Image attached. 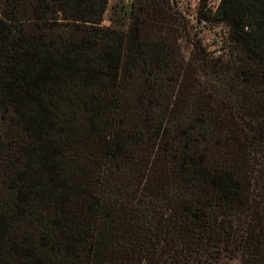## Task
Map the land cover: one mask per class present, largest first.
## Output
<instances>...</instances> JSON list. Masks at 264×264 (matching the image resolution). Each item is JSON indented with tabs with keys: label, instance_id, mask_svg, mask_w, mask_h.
I'll list each match as a JSON object with an SVG mask.
<instances>
[{
	"label": "trees",
	"instance_id": "obj_1",
	"mask_svg": "<svg viewBox=\"0 0 264 264\" xmlns=\"http://www.w3.org/2000/svg\"><path fill=\"white\" fill-rule=\"evenodd\" d=\"M108 5L0 0V264H264V0Z\"/></svg>",
	"mask_w": 264,
	"mask_h": 264
},
{
	"label": "rangeland",
	"instance_id": "obj_2",
	"mask_svg": "<svg viewBox=\"0 0 264 264\" xmlns=\"http://www.w3.org/2000/svg\"><path fill=\"white\" fill-rule=\"evenodd\" d=\"M221 0H170V4L175 9L179 10L185 20V24L191 30L196 32L198 37L201 38L204 45L215 55H219L225 51L227 47V39L230 32V27L224 23L213 19H199L203 14H210V11H215ZM132 0H109L108 9L104 15L102 24L106 26H120L119 22H114L112 17L116 9H121L122 5L129 6ZM184 47L188 48V46ZM187 51V50H186ZM228 264H241L239 259H232Z\"/></svg>",
	"mask_w": 264,
	"mask_h": 264
}]
</instances>
